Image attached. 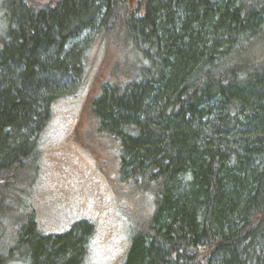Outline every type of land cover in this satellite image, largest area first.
Wrapping results in <instances>:
<instances>
[{
	"label": "trees",
	"instance_id": "16d2710c",
	"mask_svg": "<svg viewBox=\"0 0 264 264\" xmlns=\"http://www.w3.org/2000/svg\"><path fill=\"white\" fill-rule=\"evenodd\" d=\"M0 9V264H84L93 222L42 234L29 200L41 135L98 41L122 56L91 99L93 119L118 148L120 180L152 203L122 264H264V0Z\"/></svg>",
	"mask_w": 264,
	"mask_h": 264
},
{
	"label": "rangeland",
	"instance_id": "374dc122",
	"mask_svg": "<svg viewBox=\"0 0 264 264\" xmlns=\"http://www.w3.org/2000/svg\"><path fill=\"white\" fill-rule=\"evenodd\" d=\"M2 22L0 9V37L4 35ZM89 53L83 83L56 103L41 135L40 171L29 204L42 234L67 231L82 219L93 222L84 264H122L133 223L151 212L152 203L150 195L130 190L120 180L118 148L106 144L110 141L99 132L92 116L91 99L109 78L121 51L98 41ZM25 214L17 212L18 220ZM14 227L13 223L6 225L8 241L13 239ZM2 241L8 245L6 239Z\"/></svg>",
	"mask_w": 264,
	"mask_h": 264
}]
</instances>
